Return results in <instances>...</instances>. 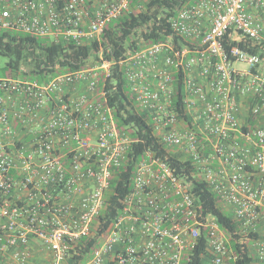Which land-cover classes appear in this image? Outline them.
I'll return each mask as SVG.
<instances>
[{"label":"built area","instance_id":"built-area-1","mask_svg":"<svg viewBox=\"0 0 264 264\" xmlns=\"http://www.w3.org/2000/svg\"><path fill=\"white\" fill-rule=\"evenodd\" d=\"M131 1L0 0V29L90 44ZM261 9L264 0H195L168 18L172 36L119 61L129 98L181 166L144 150L86 264H183L202 234L204 264H234L194 183L238 222L247 264H264V63L235 44L264 49L252 12ZM109 74L102 61L44 81L0 78V264H64L95 230L110 179L137 142L105 104L100 79Z\"/></svg>","mask_w":264,"mask_h":264},{"label":"trees","instance_id":"trees-1","mask_svg":"<svg viewBox=\"0 0 264 264\" xmlns=\"http://www.w3.org/2000/svg\"><path fill=\"white\" fill-rule=\"evenodd\" d=\"M195 0H133L130 10L106 23L98 40L90 44L76 45L72 40L54 42L47 37L0 29V57L5 59L0 65V78H22L44 81L56 74L91 66L97 62H110V74L101 76L100 84L105 91V104L113 110L117 128L128 132L137 142L131 144L125 165L119 167L110 179L106 193L105 208L97 219L99 223L89 236L79 238L69 251L64 264H86L92 257L101 235L119 213L122 201L131 187L134 168L144 150L151 148L166 155V160L177 169L181 163L165 152L158 138L152 133L149 118L139 112L129 98V91L119 68L130 49L140 45L164 41L172 36L168 18L183 5ZM175 39V38H174ZM229 40L228 36L226 40ZM232 43L226 42L225 47ZM241 49L258 57L264 63V49L250 45L247 41L235 43ZM258 62V66L259 63ZM181 77L177 80V94L182 95ZM192 192L196 194L205 213L216 217L220 227L228 235L233 252L237 255L234 264H247L253 259L238 222L233 215L219 204L218 197L204 183H194ZM257 237L254 233L247 235ZM205 236L202 234L198 245L189 253V260L183 264H204Z\"/></svg>","mask_w":264,"mask_h":264},{"label":"crops","instance_id":"crops-1","mask_svg":"<svg viewBox=\"0 0 264 264\" xmlns=\"http://www.w3.org/2000/svg\"><path fill=\"white\" fill-rule=\"evenodd\" d=\"M254 13L255 16H257L258 18H260L263 23H264V9L261 10H253L252 11Z\"/></svg>","mask_w":264,"mask_h":264},{"label":"rangeland","instance_id":"rangeland-1","mask_svg":"<svg viewBox=\"0 0 264 264\" xmlns=\"http://www.w3.org/2000/svg\"><path fill=\"white\" fill-rule=\"evenodd\" d=\"M5 62V59L0 57V65H3ZM237 66H241V63H236ZM39 256H40V260H42V255L41 253H39Z\"/></svg>","mask_w":264,"mask_h":264}]
</instances>
